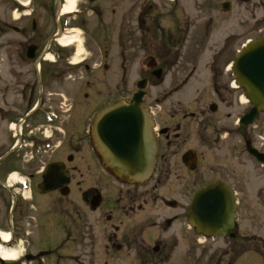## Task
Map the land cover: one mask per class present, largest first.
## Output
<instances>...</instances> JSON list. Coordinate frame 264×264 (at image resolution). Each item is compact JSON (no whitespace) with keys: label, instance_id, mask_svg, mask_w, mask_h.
Returning a JSON list of instances; mask_svg holds the SVG:
<instances>
[{"label":"flooded vegetation","instance_id":"flooded-vegetation-1","mask_svg":"<svg viewBox=\"0 0 264 264\" xmlns=\"http://www.w3.org/2000/svg\"><path fill=\"white\" fill-rule=\"evenodd\" d=\"M67 4L0 0V248L19 255H0V264H235L260 255V240L245 241L249 235L236 224L210 238L222 240L214 251L190 226L191 204L205 186L227 189L237 216L262 214L264 112L245 118L254 105L232 68L243 21L224 38L230 12L213 16L212 5L195 27L177 6L118 12L116 0H78L67 13ZM133 23L140 40L127 38L144 52L142 105L155 165L151 177L121 180L107 198L103 175L115 178L117 168L107 158L100 120L128 102L117 100L106 80L114 38L102 28L129 31ZM68 39L69 47L62 43ZM50 167L56 171L47 181ZM90 172L93 184L85 178ZM152 204L163 208L161 216H138ZM82 207L104 212L91 222Z\"/></svg>","mask_w":264,"mask_h":264},{"label":"water","instance_id":"water-1","mask_svg":"<svg viewBox=\"0 0 264 264\" xmlns=\"http://www.w3.org/2000/svg\"><path fill=\"white\" fill-rule=\"evenodd\" d=\"M239 83L255 104L252 118L264 111V37L252 41L239 55L235 65ZM129 104H118L106 111L101 120L102 142L107 144V158L117 167L115 173L130 180L145 179L152 174L155 163V145L150 134L148 116L142 110L145 81L138 83ZM247 116L246 118H249ZM251 118V119H252ZM114 150V151H113ZM143 170H139L142 169ZM56 171L50 167L49 176ZM100 200L94 201L95 205ZM235 205L229 192L220 185L207 186L196 193L191 206L190 223L206 235L227 233L236 218Z\"/></svg>","mask_w":264,"mask_h":264},{"label":"rangeland","instance_id":"rangeland-1","mask_svg":"<svg viewBox=\"0 0 264 264\" xmlns=\"http://www.w3.org/2000/svg\"><path fill=\"white\" fill-rule=\"evenodd\" d=\"M158 1V0H154ZM210 5H214L215 14H218L221 16L220 8L218 7L219 4H221V1L225 0H208ZM233 2V9L231 12L227 15L226 22L223 25H226L228 28V32H225L224 38L227 36V34H230V30L232 27H234L232 30L236 29V25L238 24V21H243V38L235 45L238 49L242 47L244 43H246L249 39H254L259 36H262L264 34V0H231ZM155 2L152 0H116L117 4V10L118 12L122 10L126 11L129 8H132L134 11H138L142 5H152ZM168 2L162 1V4H167ZM169 7L168 6H161L159 10L165 11ZM202 8H198V10H201ZM203 11H205L203 9ZM206 13L203 12H197V15H200V23L197 22L198 17L194 18L192 17V25H195V27H200L203 25V22H205ZM236 23V24H235ZM169 23H167L168 25ZM116 24L111 25V27L102 28L105 30L106 35H110V40H113L114 45V51H113V57H114V68L112 69V76H107L106 80L109 79V84L112 86L115 85V97L116 99H126L129 98L133 92L137 89V82L141 79V70L142 65L144 62V52L141 50V43L136 42L137 47L131 45L128 41L130 39L129 34L134 33V37L136 40H140L139 33L135 29V24L130 27V30L128 31V28L125 26L122 28L120 32L119 26H116ZM222 25V24H220ZM222 25V26H223ZM132 39V38H131ZM109 41V40H108ZM112 45V46H113ZM124 53V56L122 55ZM127 69V74H125L124 70ZM154 95L156 94L155 91H153ZM103 175V174H102ZM96 173L90 172L85 173L86 180L91 184H93L94 181H96ZM106 182L103 183V186L101 188L102 193L109 198L113 195V193H117V189L121 187L120 181L116 178L109 177L107 174L104 173L103 175ZM262 183V181H261ZM54 198L58 199L57 196H54ZM73 199V198H72ZM74 202L75 199H73ZM70 202V201H69ZM264 206L259 204L257 206V209L260 213V216H240L239 221L237 223L240 234H248V238H243L245 241L252 238L254 235L256 236L257 240H260L255 242V244H260L262 246V251L259 254H252L248 253L245 254L242 259L237 260L235 264H264ZM84 210L85 216H90V220L92 222L93 216L100 215L101 212H90L84 207H82ZM164 212L163 208L161 210L160 206L158 204H152L150 205L145 212L140 213L138 216H161V214ZM97 229L96 225L94 227ZM105 232L104 230H100V234ZM242 238V237H241ZM240 238V239H241ZM205 245H209L214 251L215 249H218L220 246H222V240L216 239L215 241L209 239L207 242H205V239L202 240ZM236 242H233L232 240L228 239V244L232 245ZM239 243V242H237ZM250 244H254L253 242H249ZM101 246V245H100ZM254 255V256H253ZM230 260H233L234 258L229 256ZM238 259V258H237ZM206 261V259H205Z\"/></svg>","mask_w":264,"mask_h":264},{"label":"bare ground","instance_id":"bare-ground-1","mask_svg":"<svg viewBox=\"0 0 264 264\" xmlns=\"http://www.w3.org/2000/svg\"><path fill=\"white\" fill-rule=\"evenodd\" d=\"M77 1L78 0H68V4H67V7L65 8V12L68 13V12L73 11L76 7ZM62 43L64 46H71L73 44V42L70 39L63 40ZM3 238L5 240H7L9 238V236L4 234ZM0 255H2L7 260H16L19 257L17 252H10V253L9 252H3L1 250V248H0Z\"/></svg>","mask_w":264,"mask_h":264}]
</instances>
